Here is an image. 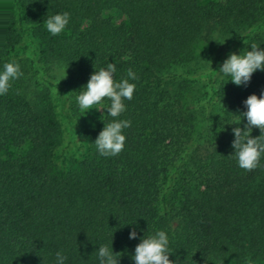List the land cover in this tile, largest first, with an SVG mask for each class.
<instances>
[{
    "label": "trees",
    "instance_id": "trees-1",
    "mask_svg": "<svg viewBox=\"0 0 264 264\" xmlns=\"http://www.w3.org/2000/svg\"><path fill=\"white\" fill-rule=\"evenodd\" d=\"M9 1L0 264H264V0ZM51 87L103 100L73 164Z\"/></svg>",
    "mask_w": 264,
    "mask_h": 264
},
{
    "label": "rangeland",
    "instance_id": "rangeland-1",
    "mask_svg": "<svg viewBox=\"0 0 264 264\" xmlns=\"http://www.w3.org/2000/svg\"><path fill=\"white\" fill-rule=\"evenodd\" d=\"M9 3L12 5L11 0ZM21 39L22 42L26 40L24 36H22ZM224 46V43L219 44V47L216 49H222V54L219 57V59L221 58L222 60V66L217 74L218 80L227 79L226 74L233 63L234 58L231 47L227 51L228 55L222 58ZM215 56L216 53L214 51V53L209 57V62H214ZM68 94V91L61 93L57 88L51 87L50 103L52 106V112L61 127V143L58 145L55 152L56 154H63L68 160V164L69 161L73 164V160L78 156L76 146L85 141L80 135L79 128L82 124L92 125L95 122L97 114L102 110L103 100L99 98L93 102L74 103ZM60 161V158L55 159V162L58 165L61 164Z\"/></svg>",
    "mask_w": 264,
    "mask_h": 264
}]
</instances>
